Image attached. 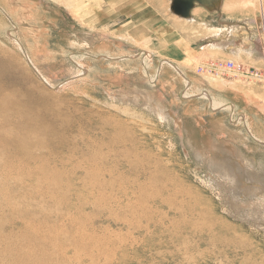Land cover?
Segmentation results:
<instances>
[{
    "label": "rangeland",
    "instance_id": "374dc122",
    "mask_svg": "<svg viewBox=\"0 0 264 264\" xmlns=\"http://www.w3.org/2000/svg\"><path fill=\"white\" fill-rule=\"evenodd\" d=\"M216 2L181 74L170 0H0V264H264V0Z\"/></svg>",
    "mask_w": 264,
    "mask_h": 264
},
{
    "label": "crops",
    "instance_id": "0c3cea01",
    "mask_svg": "<svg viewBox=\"0 0 264 264\" xmlns=\"http://www.w3.org/2000/svg\"><path fill=\"white\" fill-rule=\"evenodd\" d=\"M200 2H202V0L198 1V5L200 4ZM198 5H196L195 8L192 10L191 18L187 20H194L195 22L196 19L193 18H195V11L197 10ZM169 12L172 13L174 18L172 16H169L170 18H167L168 25L158 23L159 25H164L165 27L160 28V26L156 23L151 26L150 30L146 31L144 30L145 27H142L144 25L141 23V26L136 28V30L130 29L128 35L134 38L137 36L136 34H139L138 36L141 35V38L138 41V43H141L143 40L142 38L146 34H148L152 36L150 37L152 40L150 43H148V47H150L151 53L154 54L155 56L157 55L160 58H167L170 61L172 60L177 64H182L185 66L194 64L198 59L201 58L203 53H205L204 50L210 49L211 46L214 45L216 41L214 42V38L208 37L207 44H203L199 42L196 38H194L193 34L191 35L190 32H186V33L182 32L183 23L185 19L182 20V18L175 15L171 11V9ZM175 19H177L178 21L181 20L180 21L181 24L179 23L177 25L176 23L178 22H176ZM170 20L173 21L170 22Z\"/></svg>",
    "mask_w": 264,
    "mask_h": 264
},
{
    "label": "bare ground",
    "instance_id": "6f19581e",
    "mask_svg": "<svg viewBox=\"0 0 264 264\" xmlns=\"http://www.w3.org/2000/svg\"><path fill=\"white\" fill-rule=\"evenodd\" d=\"M197 1H199V0H197ZM214 1L215 0H202V2H200V3H202V4H205L208 8H210V9H212V10H214V8H213V6H214ZM217 2L219 1V0H216ZM224 1V0H223ZM216 2V3H217ZM171 4H172V0H170V5H169V9H170V7H171ZM172 11V10H171ZM177 17V16H176ZM183 20V19H182ZM186 21H193V20H187V19H185ZM90 25V24H89ZM92 27V26H91ZM230 27V26H229ZM239 26H235V27H233V28H235V30H236V28H238ZM233 28H232V30H233ZM106 37V36H105ZM211 47H213V48H215L216 49V47L217 48H219V49H222V50H225L226 48H227V42H224V43H220V44H214V45H212ZM249 49V48H248ZM250 50V49H249ZM252 50V49H251ZM260 52H262V49H261V51ZM144 53H146V54H148L146 51H144ZM250 53V52H249ZM263 54V53H262ZM163 63H166V64H169V65H173V66H175V64H174V62H172V61H170V60H168V59H164L163 60ZM175 69H177L178 68V70L181 72L182 70H180L179 69V67H177V66H175L174 67ZM181 74H182V72H181ZM191 83V82H190ZM3 94V90H2V88H0V120H1V124H5V123H8L9 121H10V119H11V117H10V115L12 114V113H16V112H19V113H23V111H20V109L18 108V103L15 101V99H12L11 97H8V96H3L2 95ZM140 98H141V96H140ZM159 99V98H158ZM140 101H141V99H140ZM146 102V101H145ZM140 104V103H139ZM150 105V104H149ZM215 105V104H214ZM151 106V105H150ZM155 107V106H154ZM156 109V108H155ZM163 109V108H162ZM162 109L160 108L159 110H161V112L160 113H162ZM165 112H167V111H165ZM166 117H168V116H166ZM0 134H3V132H1L0 131ZM7 137V136H6ZM259 143L260 144H264V140L262 141V142H260L259 141ZM2 144V143H1ZM212 145V144H211ZM21 148L22 147H24L23 145H19ZM214 150V149H213ZM208 154H209V152H208ZM204 159H206V158H204ZM204 162V161H203ZM225 165H226V163H225ZM219 167V166H218ZM234 169V168H233ZM220 173V172H219ZM228 176V175H227ZM221 177V176H220ZM219 178V177H218ZM226 179H228V180H226ZM224 181H225V185H229L228 187H230V184L229 183H231V184H233L235 181H233V179H229V178H226ZM216 180V179H215ZM219 180H220V178H219ZM221 181H222V178H221ZM223 181V182H224ZM216 182V181H215ZM218 183V182H217ZM221 184V183H220ZM223 184V183H222ZM221 184V185H222ZM219 185V184H218ZM238 189V188H237ZM175 197V196H174ZM245 205V204H244ZM234 206V205H233ZM264 209V207L263 206H261L260 204H258L257 205V207H256V211L257 212H259V211H261V209ZM236 209V208H235ZM239 209V208H238ZM262 209V210H263ZM255 210V209H254ZM252 212H254V211H252ZM181 213V212H180ZM263 213H264V211H263ZM257 225V227H258V225L259 224H263L262 226H263V228H264V222H261V221H259V220H256V222H255ZM254 223V224H255ZM29 227V226H28ZM28 227H26V229H28ZM135 229V228H134ZM23 258H25V256H20V254H19V261H21V260H23ZM17 260V259H16Z\"/></svg>",
    "mask_w": 264,
    "mask_h": 264
},
{
    "label": "water",
    "instance_id": "95a60500",
    "mask_svg": "<svg viewBox=\"0 0 264 264\" xmlns=\"http://www.w3.org/2000/svg\"><path fill=\"white\" fill-rule=\"evenodd\" d=\"M196 5H198L197 0H172L170 9L175 15L179 16L180 18L190 19L191 12ZM207 9L211 10L210 8Z\"/></svg>",
    "mask_w": 264,
    "mask_h": 264
},
{
    "label": "built area",
    "instance_id": "2783aa9c",
    "mask_svg": "<svg viewBox=\"0 0 264 264\" xmlns=\"http://www.w3.org/2000/svg\"><path fill=\"white\" fill-rule=\"evenodd\" d=\"M229 65H230V69H231V68L233 67V63L230 62ZM227 68H228V67H227Z\"/></svg>",
    "mask_w": 264,
    "mask_h": 264
}]
</instances>
